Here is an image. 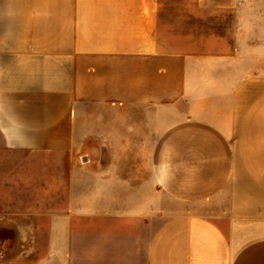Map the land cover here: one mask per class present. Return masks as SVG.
<instances>
[{
    "label": "crops",
    "instance_id": "0c3cea01",
    "mask_svg": "<svg viewBox=\"0 0 264 264\" xmlns=\"http://www.w3.org/2000/svg\"><path fill=\"white\" fill-rule=\"evenodd\" d=\"M242 1L0 0V152L40 165L26 234L43 241L0 264H264Z\"/></svg>",
    "mask_w": 264,
    "mask_h": 264
},
{
    "label": "rangeland",
    "instance_id": "374dc122",
    "mask_svg": "<svg viewBox=\"0 0 264 264\" xmlns=\"http://www.w3.org/2000/svg\"><path fill=\"white\" fill-rule=\"evenodd\" d=\"M242 4L244 10H253L255 17L253 31H240L238 34L240 41L236 44V49L241 60L238 67L243 74L261 73L264 72V0H243ZM225 24L227 27L232 24L230 15L225 17ZM220 47L221 51L229 50L224 43ZM22 157L0 152V205L4 207L7 205V208H0V255L7 260L24 255L27 262L38 257L43 249L41 239H33L26 234L27 223L34 220L32 214L35 210L25 207L40 204L41 194L33 191L41 185L39 180L41 178L38 175L40 169L38 161L26 164ZM54 159L56 156L51 157L50 168L58 164ZM33 174L38 176L34 178ZM169 202L164 195V216L169 213L167 210L170 207ZM11 203L14 207L8 208V204Z\"/></svg>",
    "mask_w": 264,
    "mask_h": 264
}]
</instances>
